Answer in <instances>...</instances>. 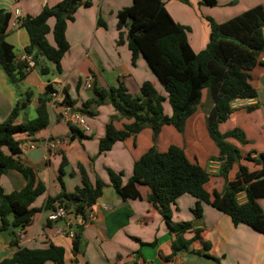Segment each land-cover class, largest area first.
Wrapping results in <instances>:
<instances>
[{"label": "trees", "instance_id": "1", "mask_svg": "<svg viewBox=\"0 0 264 264\" xmlns=\"http://www.w3.org/2000/svg\"><path fill=\"white\" fill-rule=\"evenodd\" d=\"M71 0H63L53 7H44L34 16L22 18L19 28L24 29L28 44L24 53L31 55L34 68L38 60L43 59L60 72L63 56L69 49L65 38L66 25L73 20L77 3L70 5ZM187 4V0H179ZM199 5L216 7V0H198ZM84 7L90 3L85 1ZM54 20L53 27L48 25ZM11 14L0 10V69L11 85L21 83L26 74V63L16 58L14 48L6 41L7 29ZM209 39L206 47L195 53L188 40V29L173 21L162 0H132L130 6L117 13L118 30L124 28L128 38V49L131 62L135 63L138 55L142 56L152 71L165 96L160 95L150 82H144L139 95L130 94L122 83L114 87L101 88L92 83V97L83 103L82 115H95V109L105 104L112 106L119 117L131 120L123 129L116 130L111 121L106 125L105 135L98 142V154L111 149L113 144L135 137L145 127L151 130V147L132 166V175L123 183L122 173L107 170L108 182L122 200H135L140 197L138 186L149 189L147 201L156 208L164 220L168 232L174 236L172 253L186 249L193 241L199 240L203 246L204 256L213 264L221 262L206 252L209 246L200 236V230H194L190 240L182 235L193 230L190 222L173 223L172 206L176 200L189 195L195 199L192 213L195 219L202 216V204H207L227 215L234 226L245 225L264 236V210L258 204L264 200V151H251L245 157L239 148L227 139L236 140L241 145L249 143L240 128H233L221 133L219 126L224 124L233 112L237 101H255L257 91L251 84V73L263 65L264 56V6L250 8L240 15L217 24L207 18ZM51 33L52 42L48 41ZM41 74H47V68L40 67ZM208 108L205 113V131L209 140L217 149V156L211 161L218 162V176L223 179L222 191L213 190L209 194L204 186L210 174L196 163H191L184 150L170 145L165 152L157 150V141L163 126L171 125L179 134H183L186 122L201 105L203 92ZM55 92L47 85L44 93L38 98L35 118L24 120L19 125L14 122L20 112L31 102L32 92L24 93V100L17 102L8 116L0 122V178L10 170L18 172L25 180V186L10 194H5L0 187V232L8 229H25L41 208L34 207L36 200L45 194V187L37 181L33 170L17 159L21 154L19 142L14 139L17 134L33 136L49 124V95ZM60 105L71 108L66 90H62ZM167 101L170 114L166 115L162 103ZM251 113L259 109L258 103L246 106ZM69 138L86 139L78 129L70 126ZM254 154L255 157H251ZM246 160L259 168L249 171L240 163ZM65 165L63 158L58 181L60 193L54 198H47L42 210L52 211L58 205L66 211L85 219V211L95 204L107 184L96 178L92 184L87 173L79 167L81 186L73 193L63 189L60 175ZM237 165L233 180L228 179L232 167ZM244 194L245 202L237 200ZM78 236L73 239V252L77 251ZM64 264L63 248L50 244L46 249H19L11 259L1 264Z\"/></svg>", "mask_w": 264, "mask_h": 264}, {"label": "crops", "instance_id": "2", "mask_svg": "<svg viewBox=\"0 0 264 264\" xmlns=\"http://www.w3.org/2000/svg\"><path fill=\"white\" fill-rule=\"evenodd\" d=\"M61 1L63 0H0V10L10 13L11 18L16 9L20 11L22 18L34 17L44 7H53ZM85 1L90 3L89 7L83 6ZM162 1L173 21L188 29L187 40L195 53L202 51L208 43L209 26L205 19L209 18L220 24L250 8L264 6V0H216V7H202L198 0H187V4L179 0ZM75 3L79 6L72 15L73 20L66 25L65 38L69 49L61 60L60 72L50 70L45 61L39 59L38 66L29 71L21 83L14 86L0 69V122L8 118L17 102L24 100V93L27 91L33 95L26 109L32 108L35 112L38 98L43 95L47 85L55 92L66 90L73 102L71 111L76 113L92 97L91 89L84 88L85 80L89 77L93 84L101 88L122 83L135 96L139 95L144 82H150L163 95L162 87L142 56L138 55L132 64L126 30L116 28L117 13L130 6L131 0H75ZM53 24L54 20L49 19L50 28ZM6 41L14 48L16 58L21 59L28 44L25 30L9 25ZM48 41L52 42L50 39ZM40 67L47 68L51 80L41 78ZM47 105L49 124L45 129L33 136H14L21 149L17 159L31 168L37 181L45 187V194L34 204V207L41 208V212L35 215L32 223L25 229L0 232V264L11 259L19 249H46L50 244L63 248L64 264H213L204 256L205 252L199 240L193 241L176 254L172 253L174 236L169 234L158 210L148 203L147 196L150 191L147 187L138 186V199L122 200L108 182L107 170L122 173L123 183L131 177L133 163L152 145L151 130L148 127L135 137L115 142L109 151L98 154V142L104 137L106 125L111 119L116 130L123 129L131 120L119 117L111 105L105 104L95 109L94 117L85 119L89 130L83 132L71 117L64 116L63 105L50 107L49 102ZM26 109L20 112L15 125L30 120L27 119L29 114ZM204 117L205 114L200 118L201 121L196 122L192 118L187 120L182 134L185 139L182 137L178 140V133H175L171 125L163 126L156 147L159 152H165L170 145L182 148L191 163L198 164L210 174V179L204 186L205 190L209 194L213 190L220 193L223 179L217 175L219 165L218 162L209 160L217 156V150L207 138ZM70 126L78 129L87 138L71 140ZM199 130L203 131L206 138L204 146L197 137L202 136ZM52 140H61L64 143L56 147L45 160L46 142ZM30 143L35 144L34 149L28 148ZM63 158L65 165L60 179L66 193H73L81 186L79 167L85 170L92 184L96 178L107 184L94 204V218L91 221H82V217L69 212L74 223L71 229L78 236L76 252H73V239L56 234V227L64 228L63 221L48 223L47 211L42 210L46 199L56 197L61 191L58 176ZM234 166L228 174L229 180L235 177L237 169L234 170ZM258 168L256 166L248 170L254 171ZM212 179L221 182L220 189H208ZM24 186V178L13 170L7 171L0 178V187L5 194L19 191ZM237 200L243 204L244 194H239ZM194 203L193 197L183 195L172 206L173 223L192 224L193 230L184 233L183 239L190 240L194 230L198 229L200 238L209 246L206 254L217 258L221 264H264L263 235L242 224L234 226L227 215L207 204H202L201 218L195 219L192 213ZM258 204L264 210V200H259ZM19 234L23 235L22 239H19ZM200 257L206 259L200 261Z\"/></svg>", "mask_w": 264, "mask_h": 264}, {"label": "rangeland", "instance_id": "3", "mask_svg": "<svg viewBox=\"0 0 264 264\" xmlns=\"http://www.w3.org/2000/svg\"><path fill=\"white\" fill-rule=\"evenodd\" d=\"M131 3H132V0H131ZM77 6H79V5L77 4ZM202 7H205V6H202ZM232 13L234 14L235 12H232ZM241 13H238V15H240ZM225 21H222L221 23H223ZM205 22H207L206 19H205ZM105 23L107 24L108 22L105 21ZM47 38L50 39V41H52L51 33L48 35ZM262 59H264V56L261 58V61H264ZM45 63L48 65L50 70H54L53 69L54 66L50 62L45 61ZM40 76L43 79H48V80L52 79V77L49 73H47V74H41L40 73ZM251 84L254 86V88L257 91L256 100L254 102H250V101L235 102L233 106L236 110L233 112V114L230 116V118L224 124H222V126L220 128V131L222 133L229 131L235 127L240 128L244 132L246 138L249 141V143L246 145H241L236 140H233V139H227V141L229 143H231L232 145L239 148L243 157L248 155L251 151H255L256 153L264 151V66L263 65H258L252 71V73H251ZM13 89L15 90L16 88L13 87ZM17 92H19V91H17ZM161 92L163 95H165L163 90ZM203 93H205V92H203ZM254 103H258L259 109L255 110L251 113H247L244 108L246 106L252 105ZM162 105H163V110H164L165 114L169 115L170 114V107H169L168 102L164 101L162 103ZM208 106L209 105H207V101L205 100V94H203L201 105L197 109L195 114L191 117L192 120L194 119L195 122L197 120L201 121V119H202L201 117L204 116V114L206 113ZM111 108H112V106H111ZM26 111L29 114V117H27V119L32 120L33 118H35L36 114L32 108H28V109H26ZM83 116L87 120L92 117V116H89L87 114H85ZM199 132H200V130H199ZM199 132H198V134H199ZM175 133L177 134V132H175ZM200 133L202 134V136L197 135V137L199 138L200 144L202 146H204V142H205L206 138H204V136H203V131ZM177 135H178L177 136L178 140L181 139L182 137H183V139H185L184 138L185 136H183L182 134L178 133ZM211 145L213 146L212 142H211ZM251 157H255V155L252 154ZM240 163L242 165H245L250 170H252L256 167V165H254L253 163L246 161V160H241ZM236 167H237V165L234 166V170L237 169ZM217 175H218V170H217ZM220 186H221L220 181L218 182V181L212 179V181L208 185V189L209 190L214 189V188L220 189ZM198 259L200 261H203L206 258L200 257ZM194 264H196V263H194Z\"/></svg>", "mask_w": 264, "mask_h": 264}, {"label": "built area", "instance_id": "4", "mask_svg": "<svg viewBox=\"0 0 264 264\" xmlns=\"http://www.w3.org/2000/svg\"><path fill=\"white\" fill-rule=\"evenodd\" d=\"M22 21V15L20 13L19 10H14V12L12 13V18L10 20V27L12 28H19L20 23ZM19 61H22L24 63H26V71H31L32 69H34V63L32 61V57L31 55H27L24 54L23 57L21 59H19ZM92 78L89 77L85 80L84 83V88L85 89H91L92 86ZM50 99H49V105L50 107H53L56 104H60L62 101V92H52L49 95ZM63 112H64V116H69L72 118L73 122L80 127L83 132H86L89 130V126L88 124H86L85 122V118L82 114L79 113H73V111H71V108L63 105ZM64 141L61 140H52V141H47L46 142V147H47V154L45 155L44 159L47 160L49 158V156L51 155L52 151L60 146L61 144H63ZM28 148L29 149H34L35 148V144L34 143H30L28 144ZM94 218V205L88 207L85 211V219L87 221H91ZM82 220V221H84ZM59 221H63L64 224V228H60V227H56V234L57 235H64L70 239H74L75 237V233L74 231H72L71 226L74 225L73 223V219H72V215L71 213H69L68 211H66L64 208L56 205L55 209L52 211H47V222L48 223H57ZM19 239L23 238L22 234H19Z\"/></svg>", "mask_w": 264, "mask_h": 264}, {"label": "water", "instance_id": "5", "mask_svg": "<svg viewBox=\"0 0 264 264\" xmlns=\"http://www.w3.org/2000/svg\"><path fill=\"white\" fill-rule=\"evenodd\" d=\"M74 3H75V0L70 1V5H74Z\"/></svg>", "mask_w": 264, "mask_h": 264}]
</instances>
